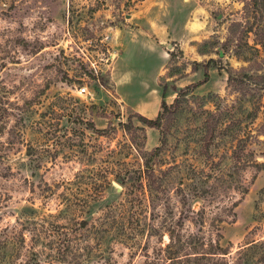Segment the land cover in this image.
<instances>
[{
	"label": "rangeland",
	"instance_id": "374dc122",
	"mask_svg": "<svg viewBox=\"0 0 264 264\" xmlns=\"http://www.w3.org/2000/svg\"><path fill=\"white\" fill-rule=\"evenodd\" d=\"M149 17L158 128L155 57L112 79ZM263 39L241 0H0V264H264Z\"/></svg>",
	"mask_w": 264,
	"mask_h": 264
},
{
	"label": "crops",
	"instance_id": "0c3cea01",
	"mask_svg": "<svg viewBox=\"0 0 264 264\" xmlns=\"http://www.w3.org/2000/svg\"><path fill=\"white\" fill-rule=\"evenodd\" d=\"M138 29L144 35L137 32L128 35L127 41L123 45V54L119 60L114 62L115 66L112 67V70H116L112 73V79L114 82L120 80L130 82L132 76L135 77L134 80L136 81L143 79L147 75L146 67L149 66L152 57H155L156 60L151 70L152 80L156 87L154 94L149 101L142 99L143 102L137 103L133 108L136 112L150 118V116L156 115L162 98V90H159L156 79L164 73L168 60V53L160 45L166 39L167 25L158 24L149 17L146 20L147 31Z\"/></svg>",
	"mask_w": 264,
	"mask_h": 264
},
{
	"label": "trees",
	"instance_id": "16d2710c",
	"mask_svg": "<svg viewBox=\"0 0 264 264\" xmlns=\"http://www.w3.org/2000/svg\"><path fill=\"white\" fill-rule=\"evenodd\" d=\"M241 1L244 2V7L245 8H248L250 11H253L254 13H263V11H264V0H241ZM259 43H260V46H264V39L259 41ZM208 62H211V59H209ZM206 74L207 73L204 72L202 82L204 81V79H206ZM197 84H199V83H197ZM179 92H181V91H178V90L176 91L177 94ZM175 101H176V97L173 98L171 104H173ZM165 106L166 105H165L164 101L161 99L160 103H159V108L162 109ZM161 115H162L161 111H158L153 118H147V117H145V116H143V115H141L139 113H135V116H136L137 120L141 124H143L144 126L149 127V128H158L159 122H160L161 117H162ZM143 166H144L145 169L148 168L147 159H145V158H144V161H143ZM253 166L257 170H261V171L264 172V162L263 161L254 162ZM118 182L122 183V180H119ZM223 253H225V252H223Z\"/></svg>",
	"mask_w": 264,
	"mask_h": 264
},
{
	"label": "built area",
	"instance_id": "2783aa9c",
	"mask_svg": "<svg viewBox=\"0 0 264 264\" xmlns=\"http://www.w3.org/2000/svg\"><path fill=\"white\" fill-rule=\"evenodd\" d=\"M116 56L115 52H108L107 51V56L103 59L104 65L106 67V69H110L111 68V63L114 59V57ZM102 59V58H100ZM88 72L91 74L92 78L96 79V76L98 74V69L93 65V63H89V69H87ZM77 93L80 95H89V92L86 88L85 84L82 85H78L77 86Z\"/></svg>",
	"mask_w": 264,
	"mask_h": 264
},
{
	"label": "water",
	"instance_id": "95a60500",
	"mask_svg": "<svg viewBox=\"0 0 264 264\" xmlns=\"http://www.w3.org/2000/svg\"><path fill=\"white\" fill-rule=\"evenodd\" d=\"M119 190H120L119 187H117L116 185H112V187H111L112 193H118Z\"/></svg>",
	"mask_w": 264,
	"mask_h": 264
}]
</instances>
